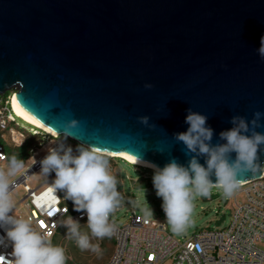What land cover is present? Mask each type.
Returning a JSON list of instances; mask_svg holds the SVG:
<instances>
[{
    "label": "water",
    "instance_id": "1",
    "mask_svg": "<svg viewBox=\"0 0 264 264\" xmlns=\"http://www.w3.org/2000/svg\"><path fill=\"white\" fill-rule=\"evenodd\" d=\"M262 36L264 0H0V98L14 91V113L55 138L188 166L174 134L189 108L213 145L233 116L264 113Z\"/></svg>",
    "mask_w": 264,
    "mask_h": 264
},
{
    "label": "clouds",
    "instance_id": "2",
    "mask_svg": "<svg viewBox=\"0 0 264 264\" xmlns=\"http://www.w3.org/2000/svg\"><path fill=\"white\" fill-rule=\"evenodd\" d=\"M258 54L264 59V36L260 39ZM145 87L150 89L153 85L146 84ZM187 111L185 123L189 127L186 132L175 133L174 139L185 146V155L190 157L188 166L181 165L175 158L162 169L143 162L154 170L156 195L163 200L166 221L174 232H181L187 226L195 197H207L213 188L222 190L225 196H231L240 186V176L264 169L258 162V153L264 146V133L257 131L264 127L261 123L264 113L256 111L251 121L243 116H233L230 121L233 127L219 134L220 140L226 143L213 145L214 130L206 126L207 116L191 108ZM139 120L149 126V117L141 116ZM78 124L79 121L72 120L68 128H75ZM67 133L66 139L71 136L70 131ZM233 152L236 153L234 160L231 157ZM111 155L107 149L101 150L83 143L77 145L74 153L71 146L60 143L49 149L40 161L41 173L48 176L55 172L54 182L48 191H64L65 197L73 202L74 210L86 213V227L91 237L99 240L114 234L115 226L110 222V216L121 202L117 180L110 172L109 158H116ZM199 157L205 158L206 167L199 162ZM128 158L132 159L131 156ZM22 166V162L13 157L7 173L0 171V228L6 232V237H0V244L10 242L13 249L11 256L14 257L10 264H66L65 249L52 243V233L37 231L30 221L10 215L14 203L9 176ZM213 174L215 183L210 179ZM80 225L69 216L62 226L67 229L69 237L75 238L81 250L99 253V244H93L90 236L81 232Z\"/></svg>",
    "mask_w": 264,
    "mask_h": 264
},
{
    "label": "built area",
    "instance_id": "3",
    "mask_svg": "<svg viewBox=\"0 0 264 264\" xmlns=\"http://www.w3.org/2000/svg\"><path fill=\"white\" fill-rule=\"evenodd\" d=\"M10 99L11 96L6 101L0 100V130L9 129L12 144L18 148L23 146L25 134L10 125L26 123L13 114ZM6 110L9 111L6 117H9L8 121L1 119ZM0 137L5 142L4 135ZM30 152L33 156L34 150ZM46 155L12 183L10 191L24 188L27 196L21 202L29 211L26 220L37 231L52 233L51 241L54 244L60 228L69 216L78 222H87V215L75 211L73 202L62 195V191H48L55 176L48 180V185L42 190L30 188L28 181L41 171L40 161ZM1 162H9L3 144H0ZM241 187H246L244 193L248 202L237 206L234 222L226 231H202L189 239L179 240L168 233L165 225H156L136 212L124 227L114 224L110 216V222L115 226L112 235L115 249L111 259L103 264H264V169L261 178L242 184L237 189ZM0 237H6L3 228H0ZM12 251L10 242L0 244V256H3L4 264L14 260Z\"/></svg>",
    "mask_w": 264,
    "mask_h": 264
},
{
    "label": "rangeland",
    "instance_id": "4",
    "mask_svg": "<svg viewBox=\"0 0 264 264\" xmlns=\"http://www.w3.org/2000/svg\"><path fill=\"white\" fill-rule=\"evenodd\" d=\"M11 93H14L11 92ZM2 98V97H1ZM9 111L6 110L1 119L7 120ZM16 131L23 132L25 139L27 133L33 136H40L33 145L34 154L26 161L22 162V167L12 176H9L10 185L19 180L22 175L29 171L34 164L48 153V150L55 148L56 143L64 140L68 146L74 150L77 145L64 137L53 138L42 132L35 131L27 124L20 123L18 126L10 125ZM4 135L7 147H14L8 130H0V136ZM1 138V137H0ZM9 162L0 163V171L7 173L10 167ZM110 172L117 180V188L121 194L120 206L111 215L112 222L119 227H124L130 222V218L136 212L138 215L152 221L154 224H162L167 227L168 233L179 240L189 239L194 234L202 231H226L234 222V215L238 205H245L248 202L244 193L246 187L236 189L231 196H225L220 189H212L207 197L197 196L193 200V211L190 220L181 232H174L166 221V216L162 208L163 200L156 195L153 184L154 171L148 168L144 169L135 167L120 158L109 159ZM55 176V172H51L48 176L39 171L30 177L28 185L31 189L42 190L48 185V180ZM66 195V193L64 192ZM27 196L23 187L17 188L11 192L14 203L13 215L18 218L27 219L29 214L25 204L21 201ZM71 205V204H70ZM80 230L84 234L90 236L93 244H99L100 252H92L91 250H81L76 243L75 238L67 235V229L62 226L54 240V245H59L65 249L67 261L66 264H103L108 262L114 253V238L111 236L99 240L91 237L86 227L87 222H79Z\"/></svg>",
    "mask_w": 264,
    "mask_h": 264
},
{
    "label": "trees",
    "instance_id": "5",
    "mask_svg": "<svg viewBox=\"0 0 264 264\" xmlns=\"http://www.w3.org/2000/svg\"><path fill=\"white\" fill-rule=\"evenodd\" d=\"M13 93L9 92L7 93L4 97L0 98V100L2 101H6L8 100V98L12 95ZM8 109H10V106H7ZM37 139H40V136H33L32 133L28 132L27 133V138L25 139V142L23 144V146L21 147H7L5 142L0 138V144L5 145L6 147V153L9 157V160H11L13 157H15L18 161L24 162L27 159H29L31 157V150H33V145L35 144V141ZM76 144V143H75ZM78 145V144H76ZM110 159V158H109ZM213 189H217V188H213ZM62 195L64 194V191H62ZM71 201V200H70ZM72 202V201H71ZM71 202H68V204H70ZM115 249V246H114Z\"/></svg>",
    "mask_w": 264,
    "mask_h": 264
},
{
    "label": "bare ground",
    "instance_id": "6",
    "mask_svg": "<svg viewBox=\"0 0 264 264\" xmlns=\"http://www.w3.org/2000/svg\"><path fill=\"white\" fill-rule=\"evenodd\" d=\"M13 96H14V95L11 96V99H10L11 101H12ZM11 108H12V106H11ZM12 112H13V114H14L15 116H17V115L14 113L13 109H12ZM17 117H18V116H17ZM18 118H20V117H18ZM20 119H21L23 122H25L26 124H28V125H30V126L36 128V129H38V130H41V129H39L38 127H36L35 125H33V124H31V123H29V122L23 120L22 118H20ZM41 131H43V130H41ZM43 132H44V131H43ZM45 133H46V132H45ZM46 134H48V133H46ZM48 135H50V134H48ZM50 136H52V135H50ZM52 137H53V136H52ZM58 137H59V136L57 135L56 138H58ZM54 138H55V137H54ZM60 143H64L66 146H68V144H67L64 140H62V141H60V142H57L55 147H57V145L60 144ZM111 157L121 158V159L126 160L127 162H129V163L132 164V165H135V166H138V167H144V168H148V169L153 170L152 168L145 166V164H144L143 162H139L138 160H136V159H134V158L129 159V158H128L129 156L126 155V154L111 155ZM153 171H154V170H153Z\"/></svg>",
    "mask_w": 264,
    "mask_h": 264
},
{
    "label": "snow or ice",
    "instance_id": "7",
    "mask_svg": "<svg viewBox=\"0 0 264 264\" xmlns=\"http://www.w3.org/2000/svg\"><path fill=\"white\" fill-rule=\"evenodd\" d=\"M43 227V224L41 225ZM4 258L0 257V264H3Z\"/></svg>",
    "mask_w": 264,
    "mask_h": 264
}]
</instances>
